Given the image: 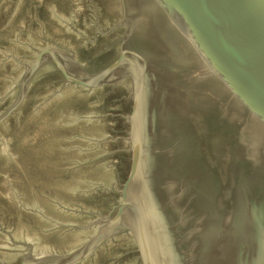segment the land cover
Wrapping results in <instances>:
<instances>
[{
	"label": "water",
	"instance_id": "1",
	"mask_svg": "<svg viewBox=\"0 0 264 264\" xmlns=\"http://www.w3.org/2000/svg\"><path fill=\"white\" fill-rule=\"evenodd\" d=\"M122 10L88 82L38 52L86 87L0 180V264H264V0Z\"/></svg>",
	"mask_w": 264,
	"mask_h": 264
},
{
	"label": "rangeland",
	"instance_id": "2",
	"mask_svg": "<svg viewBox=\"0 0 264 264\" xmlns=\"http://www.w3.org/2000/svg\"><path fill=\"white\" fill-rule=\"evenodd\" d=\"M123 13L122 0H0V180L68 122L86 87L47 55L30 74L38 52L62 51L67 74L88 81L125 34Z\"/></svg>",
	"mask_w": 264,
	"mask_h": 264
},
{
	"label": "bare ground",
	"instance_id": "3",
	"mask_svg": "<svg viewBox=\"0 0 264 264\" xmlns=\"http://www.w3.org/2000/svg\"><path fill=\"white\" fill-rule=\"evenodd\" d=\"M106 2H108V1H106ZM116 12V11H115ZM103 13V12H102ZM58 54V53H57ZM72 73V72H71ZM73 74V76L75 77V79H81V80H83V81H86L85 79H87V78H79V76L76 74V73H72ZM86 82H88V81H86Z\"/></svg>",
	"mask_w": 264,
	"mask_h": 264
}]
</instances>
